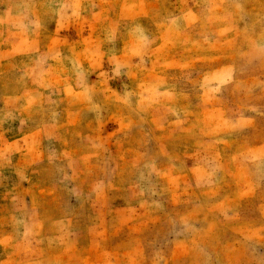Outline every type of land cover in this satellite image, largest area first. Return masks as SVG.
I'll use <instances>...</instances> for the list:
<instances>
[{"label":"rangeland","instance_id":"rangeland-1","mask_svg":"<svg viewBox=\"0 0 264 264\" xmlns=\"http://www.w3.org/2000/svg\"><path fill=\"white\" fill-rule=\"evenodd\" d=\"M0 264H264V0H0Z\"/></svg>","mask_w":264,"mask_h":264}]
</instances>
